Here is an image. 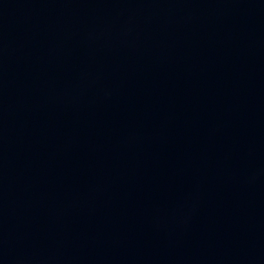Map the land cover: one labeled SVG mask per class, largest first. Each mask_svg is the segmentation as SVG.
<instances>
[{
    "label": "water",
    "instance_id": "obj_1",
    "mask_svg": "<svg viewBox=\"0 0 264 264\" xmlns=\"http://www.w3.org/2000/svg\"><path fill=\"white\" fill-rule=\"evenodd\" d=\"M0 264H264V0H0Z\"/></svg>",
    "mask_w": 264,
    "mask_h": 264
}]
</instances>
